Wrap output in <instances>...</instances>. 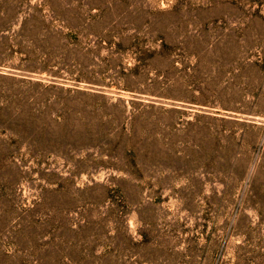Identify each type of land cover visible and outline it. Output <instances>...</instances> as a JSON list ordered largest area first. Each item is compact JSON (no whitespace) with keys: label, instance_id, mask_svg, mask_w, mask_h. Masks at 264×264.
I'll return each instance as SVG.
<instances>
[{"label":"rangeland","instance_id":"rangeland-1","mask_svg":"<svg viewBox=\"0 0 264 264\" xmlns=\"http://www.w3.org/2000/svg\"><path fill=\"white\" fill-rule=\"evenodd\" d=\"M0 264H264V0H0Z\"/></svg>","mask_w":264,"mask_h":264}]
</instances>
